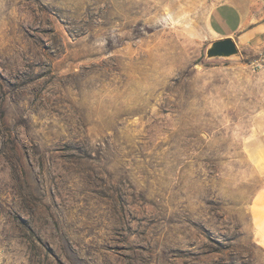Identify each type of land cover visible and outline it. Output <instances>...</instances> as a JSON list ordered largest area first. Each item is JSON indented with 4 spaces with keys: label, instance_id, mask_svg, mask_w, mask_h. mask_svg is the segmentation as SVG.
<instances>
[{
    "label": "rangeland",
    "instance_id": "obj_1",
    "mask_svg": "<svg viewBox=\"0 0 264 264\" xmlns=\"http://www.w3.org/2000/svg\"><path fill=\"white\" fill-rule=\"evenodd\" d=\"M223 1L0 0V264H264V52L202 64Z\"/></svg>",
    "mask_w": 264,
    "mask_h": 264
},
{
    "label": "crops",
    "instance_id": "obj_2",
    "mask_svg": "<svg viewBox=\"0 0 264 264\" xmlns=\"http://www.w3.org/2000/svg\"><path fill=\"white\" fill-rule=\"evenodd\" d=\"M208 36L209 41L231 38L238 49L264 52V17H259L246 0H225L209 13ZM261 201L260 197L254 204L253 215L257 222H260Z\"/></svg>",
    "mask_w": 264,
    "mask_h": 264
},
{
    "label": "water",
    "instance_id": "obj_3",
    "mask_svg": "<svg viewBox=\"0 0 264 264\" xmlns=\"http://www.w3.org/2000/svg\"><path fill=\"white\" fill-rule=\"evenodd\" d=\"M241 60L239 50L231 38L211 41L203 50L202 64L229 63Z\"/></svg>",
    "mask_w": 264,
    "mask_h": 264
}]
</instances>
